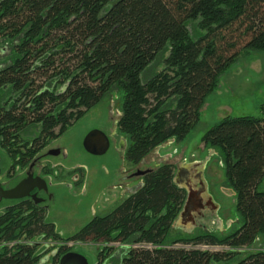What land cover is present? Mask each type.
<instances>
[{
	"label": "trees",
	"instance_id": "obj_1",
	"mask_svg": "<svg viewBox=\"0 0 264 264\" xmlns=\"http://www.w3.org/2000/svg\"><path fill=\"white\" fill-rule=\"evenodd\" d=\"M243 51H264V0H0V145L15 165L30 163L121 93L126 158L141 163L189 136ZM161 59L164 68L145 79ZM202 143L225 155L244 218L236 233L169 239L185 196L174 166H164L113 217H97L65 241L98 243L96 264L113 260L105 236L134 240L120 247L119 264H229L244 251L250 254L236 264H264V243L255 247L264 239V118L226 117ZM48 240L62 236L44 211L24 204L0 215V264H58L72 251Z\"/></svg>",
	"mask_w": 264,
	"mask_h": 264
},
{
	"label": "rangeland",
	"instance_id": "obj_2",
	"mask_svg": "<svg viewBox=\"0 0 264 264\" xmlns=\"http://www.w3.org/2000/svg\"><path fill=\"white\" fill-rule=\"evenodd\" d=\"M163 68L161 59L151 67L144 78H151ZM121 106V93L110 94L59 140L61 144L58 143V145L68 146L69 159L72 160V163L82 165L85 173L88 174L85 179L88 194L95 192L96 195L103 189V178L106 177L104 174L113 176L117 171L133 168V164L126 158V152L124 153L116 147L122 140L127 147L130 144L129 138L119 130L117 124ZM226 117L264 118V51H243L236 62L221 77L217 90L207 97L200 122L189 136L182 142L173 141L165 144L160 149L153 151L143 163L141 162L140 169L147 166L152 167L161 161L170 162L176 168L198 164L195 165V168L199 171L203 170V179L209 187L208 192L220 207L216 217L218 223L209 221L205 224L204 230L198 229L193 232H188V228L186 230L178 228L175 224V230L172 231L169 239L194 237L201 233H213L223 238L236 233L244 225V218L237 207V196L226 180L227 165L224 153L220 148H211L202 143L204 135ZM94 130L102 132L112 141L109 151L103 156H93L87 153L83 147V140ZM1 155L0 174L9 166L8 158ZM20 174V172L13 174L11 185L17 184L22 179L23 175L20 176ZM2 180L6 181L4 177ZM258 191L264 193V179L258 186ZM88 198L89 196H87ZM13 204L9 201L2 202L0 213L7 206ZM93 215L94 211L89 210L88 215L85 216L87 218L80 220L65 234L78 232ZM62 217L64 218V216ZM68 217L71 218L66 216V218ZM57 219L60 220V218ZM263 243L264 239L261 236L255 247L259 248ZM68 247L72 250L71 252L84 255L89 264L97 263L101 251L99 245L90 243L77 245L69 243ZM114 249L115 253H111L113 254L111 264H119L123 259V254L119 251L120 246H115ZM51 250L50 247L46 248L44 255H48ZM210 250L224 252L229 248L213 247ZM249 254L250 251H244L229 264H236ZM46 262L50 264L51 259Z\"/></svg>",
	"mask_w": 264,
	"mask_h": 264
},
{
	"label": "flooded vegetation",
	"instance_id": "obj_3",
	"mask_svg": "<svg viewBox=\"0 0 264 264\" xmlns=\"http://www.w3.org/2000/svg\"><path fill=\"white\" fill-rule=\"evenodd\" d=\"M63 136L51 141L30 163L24 162L15 165L0 145V163L2 161L1 154L6 156L9 161L8 168L0 174V185L4 191L13 190L23 181L27 180L29 176L38 180L34 185L32 183L31 195L29 197L18 200H1L0 205L5 201L13 202L14 204L7 206L0 215L4 214L8 209L20 207L24 204H29L36 209L44 211L46 221L62 236V241H46L52 246L69 245L65 239L71 238L77 232L74 234L65 233L68 232L72 226L74 227V225L79 223L80 220L87 218L85 216L88 215L89 210L94 211V215L79 231L97 217H103V222H106V220L113 217L118 209L125 203L138 197L140 192L145 189L149 177L158 169L164 166H174L170 162L161 161L152 167L147 166L144 169H140L141 163H131L133 164V168L131 169L117 171L113 176L104 174L106 177L103 178V189L96 195L94 194L95 192L88 194V186L85 180L88 174L85 173L84 167L72 163V160L69 159L70 152L67 146L58 145L59 140H61ZM111 144L112 141L110 140V146ZM116 147L124 153L127 150V146L125 147L123 140L122 142H118ZM195 165L186 166L187 170H182L181 172L182 179L180 181H182L183 187H178L182 190L185 201L189 189L192 191H200L203 185L202 175L199 173L200 171L195 168ZM174 168L177 174V170L181 167L176 168V166H174ZM16 172H20V176L23 175V177L17 184L11 185L13 174ZM3 177L6 181L2 180ZM207 188L209 189L208 186ZM34 194L37 196L35 200L31 197ZM87 196H89L88 199ZM209 197L211 196L208 192L206 196H204V202L201 207L197 210H193L179 222V225L177 224L179 221L178 218L176 221L178 228L184 230L188 228V232H193L198 229L204 230L206 228L205 224L209 221L218 223L216 217L217 213L220 211V207L213 198L209 199ZM60 216H64V218ZM66 216H70L71 218H66ZM57 218H60V220ZM133 242L134 240L131 243L123 244L120 240L115 241L112 237L105 236V238H103V247L114 248L115 246H131ZM70 243L75 245L88 243L98 245V243L92 240L87 241V243Z\"/></svg>",
	"mask_w": 264,
	"mask_h": 264
},
{
	"label": "water",
	"instance_id": "obj_4",
	"mask_svg": "<svg viewBox=\"0 0 264 264\" xmlns=\"http://www.w3.org/2000/svg\"><path fill=\"white\" fill-rule=\"evenodd\" d=\"M83 147L87 153L93 156H103L110 149V140L108 137L100 131L94 130L90 132L83 141ZM182 170H187V167H181L177 170V174L175 176V184L179 187H183L181 172ZM203 178V170L199 172ZM201 178V179H202ZM37 179H33L31 176L25 181H23L20 185L10 191H4L0 185V201L1 200H18L29 197L31 195L32 183L33 185L37 182ZM203 185L200 191L189 189V193L187 199L185 201L182 212L179 216V222L188 216L193 210H197L201 207L204 202V196L208 193L207 184L204 179H202ZM34 200L37 196L34 194L31 196ZM212 199V197H209ZM37 202V200H36ZM58 264H89L88 259L77 252H68L64 254L60 259Z\"/></svg>",
	"mask_w": 264,
	"mask_h": 264
},
{
	"label": "built area",
	"instance_id": "obj_5",
	"mask_svg": "<svg viewBox=\"0 0 264 264\" xmlns=\"http://www.w3.org/2000/svg\"><path fill=\"white\" fill-rule=\"evenodd\" d=\"M14 244L13 243H10L9 246H13Z\"/></svg>",
	"mask_w": 264,
	"mask_h": 264
},
{
	"label": "crops",
	"instance_id": "obj_6",
	"mask_svg": "<svg viewBox=\"0 0 264 264\" xmlns=\"http://www.w3.org/2000/svg\"><path fill=\"white\" fill-rule=\"evenodd\" d=\"M124 139V138H123ZM84 141V140H83ZM126 146V145H125ZM129 146V145H128ZM68 147V146H67Z\"/></svg>",
	"mask_w": 264,
	"mask_h": 264
}]
</instances>
